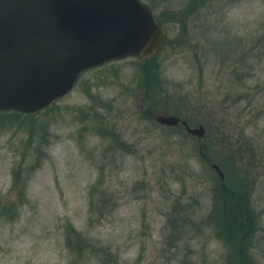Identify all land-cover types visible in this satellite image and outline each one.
Listing matches in <instances>:
<instances>
[{"label": "rangeland", "instance_id": "374dc122", "mask_svg": "<svg viewBox=\"0 0 264 264\" xmlns=\"http://www.w3.org/2000/svg\"><path fill=\"white\" fill-rule=\"evenodd\" d=\"M142 1L154 56L0 111V264H264V0Z\"/></svg>", "mask_w": 264, "mask_h": 264}, {"label": "water", "instance_id": "95a60500", "mask_svg": "<svg viewBox=\"0 0 264 264\" xmlns=\"http://www.w3.org/2000/svg\"><path fill=\"white\" fill-rule=\"evenodd\" d=\"M165 36L142 0H0V110L34 113L67 93L83 70L126 56L145 59ZM155 119L204 135L203 126L174 115Z\"/></svg>", "mask_w": 264, "mask_h": 264}, {"label": "trees", "instance_id": "16d2710c", "mask_svg": "<svg viewBox=\"0 0 264 264\" xmlns=\"http://www.w3.org/2000/svg\"><path fill=\"white\" fill-rule=\"evenodd\" d=\"M202 2H203L202 0H201L200 3L198 2L196 8H197V7H200V5L202 4ZM3 113H5V114H9V113H12V114H20V112H18V111H14V110H12V111H3ZM3 212H4V209H3ZM244 238H246V237H244Z\"/></svg>", "mask_w": 264, "mask_h": 264}]
</instances>
